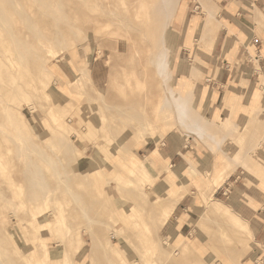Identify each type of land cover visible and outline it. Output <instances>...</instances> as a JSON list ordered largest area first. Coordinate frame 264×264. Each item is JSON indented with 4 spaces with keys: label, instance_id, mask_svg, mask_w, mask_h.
<instances>
[{
    "label": "rangeland",
    "instance_id": "374dc122",
    "mask_svg": "<svg viewBox=\"0 0 264 264\" xmlns=\"http://www.w3.org/2000/svg\"><path fill=\"white\" fill-rule=\"evenodd\" d=\"M188 3L193 9L183 14ZM0 6V235L16 257L0 251V264H40L33 249L43 240L50 250L45 264H178L165 223L137 209L141 198L154 205L170 192L189 191L202 198L192 216L214 219L219 211L207 206L215 198L229 201L213 195L217 174L238 176L237 189L248 176L264 187V172L244 165L264 169V92L251 100V112L237 118L227 109L220 121L210 119L213 105L243 100L229 82L218 87L219 96L211 82L205 88L211 75L205 54L218 26L213 0H0ZM217 68L215 74L228 71ZM175 89L189 98L184 123L168 93ZM222 121L233 125L224 129ZM165 138L193 151L182 171L173 173L163 157ZM126 157L144 170H129ZM120 176L123 188H134L124 199ZM123 223L129 228L112 235ZM212 228L202 226L210 235ZM95 237L104 247L111 238L122 260L92 258ZM26 247L32 257H24Z\"/></svg>",
    "mask_w": 264,
    "mask_h": 264
},
{
    "label": "crops",
    "instance_id": "0c3cea01",
    "mask_svg": "<svg viewBox=\"0 0 264 264\" xmlns=\"http://www.w3.org/2000/svg\"><path fill=\"white\" fill-rule=\"evenodd\" d=\"M213 1L218 7V14L215 16L218 26H215V45L209 53L205 54L207 58L206 71L211 74L208 76L209 84L205 85V88L206 90L210 89L212 83L213 87H217L219 96L218 87L229 82L238 93L233 92L237 96H242L243 99L239 104L229 103L227 100L229 104L226 102L222 106L215 107L213 105L210 110V119L218 122L227 109L228 113L233 112V116L239 118L238 115L251 112L252 99L258 97L261 100L262 98L264 92L262 86L264 82V0ZM189 4H186L185 9L181 10L183 14L193 9L192 6L189 7ZM196 4L198 7V3ZM163 60L168 65L165 54ZM218 65L228 68V71L223 74H215ZM86 66V64L82 65L83 70L87 69ZM168 93H171V97L176 100V118L184 123L190 112L189 98L183 95L180 89L170 90ZM245 97L248 99L247 102H245ZM256 102L258 101L256 100ZM214 103L215 101L212 102V104ZM193 124L199 135L205 132L197 121ZM218 124L227 130L233 125L224 121ZM162 145L166 153L163 157L169 163L173 173L182 171L192 163L193 151L184 149L187 145H178L176 140L171 138H165ZM156 155L157 151L148 158L151 160ZM236 158L237 156L233 160H237ZM124 164L131 171L144 170L145 168V165L141 164L136 157H126ZM228 164L230 165L229 161ZM244 165L249 169H260L258 171L260 174L264 172L262 165L249 162H244ZM227 173L223 171L217 174L214 179V197L218 193H222L225 195L223 197L229 198L227 203L223 201L224 198H215L214 204L207 206L210 213L219 211V217L214 219L192 216L196 215L197 210L201 208L202 198L194 197L189 191L178 196L175 192H170L173 197L171 196L166 202L159 199L154 205L147 201L144 202L142 198L138 203L137 209L144 207L148 212L158 214L157 224L159 226L165 223L163 236L177 248L180 259L178 264H264V187L255 185L252 177L248 176L247 184L243 182L244 185L237 189L234 186L237 185L235 183L238 176L234 177L233 174L227 175ZM194 178L196 177L194 176ZM116 180L121 199H124L128 191L134 192V188L127 190L123 188L122 176L117 177ZM130 181L133 182L131 178ZM221 204L225 205L228 210L223 211ZM204 224L213 226L212 231L215 230V233L213 235L205 233L202 230ZM128 228L123 223L119 229L112 231V235H118ZM5 239L0 235V251L7 253L8 258L12 261V258L16 257H12L10 254L12 250L8 248V242ZM143 240H149L147 234H143ZM110 241L108 240V246L104 247L99 238H93L90 249L92 258L100 257L112 262L122 260V253L114 248L111 238ZM47 245V242L43 240L38 244L37 249L36 247L33 249L35 252L39 251L41 255L40 264L47 263V256L50 252ZM25 249L28 248H24V257H32L31 252L25 254ZM15 264L18 263L15 262ZM147 264H151V262L147 261ZM169 264H171L170 261Z\"/></svg>",
    "mask_w": 264,
    "mask_h": 264
},
{
    "label": "bare ground",
    "instance_id": "6f19581e",
    "mask_svg": "<svg viewBox=\"0 0 264 264\" xmlns=\"http://www.w3.org/2000/svg\"><path fill=\"white\" fill-rule=\"evenodd\" d=\"M13 2H14V1H13ZM42 4H43V1H42ZM44 5H45V4H44ZM44 5H43V6H44ZM105 6H106V5H105ZM0 7L3 8L2 6H0ZM1 8H0V9H1ZM3 9H4V8H3ZM4 11H5V10H4ZM17 11H18V10H17ZM52 11H53V10H52ZM52 11H51V12H52ZM4 13H5V12H4ZM5 14H6V13H5ZM5 14H4V15H5ZM7 15H9V14H7ZM7 15H6V17H7L6 20L9 19V16H7ZM24 15H25V14H24ZM50 15H51V14H50ZM53 15H54V14H53ZM105 16H106V15H105ZM120 16H121V14H120ZM20 17H21V15H20ZM27 18H28V17H27ZM119 18H121V17H118V19H119ZM126 18H127V17H126ZM121 19H122V18H121ZM0 20H1V19H0ZM127 20H128V19H127ZM28 21H30V20H28ZM124 21H126V20H124ZM0 22H2V20H1ZM129 24L131 25V23H129ZM132 25H133V24H132ZM3 26H4L5 28H7L5 25H3ZM37 28H38V27H37ZM11 29H12V28H11ZM7 30H9V29H7ZM11 39H12V38H11ZM12 40H13V39H12ZM13 43H14V42H13ZM41 43H42V42H41ZM41 43H40V44H41ZM163 43H164V42H163ZM14 45H15V44H14ZM59 45H60V44H59ZM42 47H43V46H42ZM32 48H33V47H32ZM14 50H15V49H14ZM17 57H18V56H17ZM29 57H30V56H29ZM36 61H37V60H36ZM20 62H21V61H20ZM132 64H133V63H132ZM165 67H166V64H165L164 60H162V64H161V67H160L161 72H163L164 70H166ZM161 72L159 73L160 75H161ZM164 75H165V74H164ZM164 78H165V77H164ZM165 80H166V79H165ZM167 94H168V93H167ZM172 107H173V106H172ZM125 111H126V110H125ZM2 112H3V111H2ZM6 112H7V111H6ZM127 114L134 115L133 113H129V112H128ZM134 116H135V115H134ZM126 117H127V116H126ZM129 117H130V116H129ZM129 117H128V118H129ZM109 129H110V128H109ZM12 136H13V135H12ZM30 137H31V136H30ZM20 138H21V137H20ZM17 142H18V141H17ZM29 142H30V141H29ZM21 143H23V142H21ZM32 150H33V148H32ZM33 152H34V151H33ZM25 156H27V155H25ZM39 156H41V155L39 154ZM41 157H42V156H41ZM41 157H40V158H41ZM32 158H33V157H32ZM34 159H35V158H34ZM43 159H44V158H43ZM28 160H29V159H28ZM35 161H36V160H35ZM35 161H34V162H35ZM30 162H31V161H30ZM47 162H48V161H47ZM25 163H26V162H25ZM48 163H49V162H48ZM37 164H38V163H37ZM37 164H36V165H37ZM36 165H35V166H36ZM43 165H44V164H43ZM31 166H32V165H31ZM41 166H42V165H41ZM32 167H33V166H32ZM33 172H34V171H33ZM22 173H23V172H22ZM29 173H31V172L29 171ZM28 175H30V174H28ZM33 175H34V174H33ZM36 176H37V175H36ZM54 177H55V176H54ZM33 181H34V180H33ZM39 184H40V183H39ZM41 185H42V184H41ZM36 187H37V186H36ZM35 189H36V188H35ZM40 189H41V187H40ZM44 189H45V188H44ZM41 190H42V189H41ZM43 191H44V190H43ZM45 191H46V190H45ZM70 191H71V190H70ZM9 199H10V198H9ZM12 259H13V258H12Z\"/></svg>",
    "mask_w": 264,
    "mask_h": 264
}]
</instances>
